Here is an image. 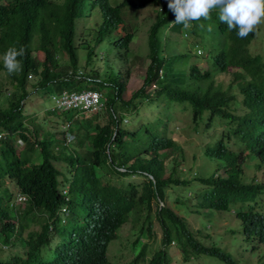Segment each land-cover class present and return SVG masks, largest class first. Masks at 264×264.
Wrapping results in <instances>:
<instances>
[{"label": "trees", "instance_id": "1", "mask_svg": "<svg viewBox=\"0 0 264 264\" xmlns=\"http://www.w3.org/2000/svg\"><path fill=\"white\" fill-rule=\"evenodd\" d=\"M37 1L0 0V56L10 46L26 49L21 58L23 71L18 74H8L0 60V72L7 73L6 84H0V252L6 251L7 259L0 254V264H95L103 251L108 252L111 244L120 240L125 226L130 228L131 236L127 243L116 244L130 249L133 259L127 264H171L168 251L174 240L178 241L182 264L203 256L226 264L255 263L244 250H238L236 258L223 250L219 244L223 236L210 235L201 227L192 229L187 218L167 202L174 198L177 208L190 213L189 194L200 176L195 166H190L197 160L187 158L181 149L186 138L174 136L169 126L177 124L173 112L187 111L189 116L188 122H178L176 130L189 125L192 132H197L204 122L209 130L215 118L220 117L226 120V129L235 126L233 135L246 151L264 144V55L252 50L260 39L259 32L239 39L236 30L229 31L227 24L219 20L216 9L210 19L193 22L188 30L182 24L172 26L178 38L168 41L161 34L172 17L167 9L151 26L148 38L154 68L148 69L143 87L119 107H130V118L142 114L146 121L129 131L123 125L124 116L112 108L106 122L92 124L84 133L79 130L75 140L69 142L67 135L76 131L64 129V121H57L55 129L44 132L42 121L28 114L30 96L36 97L35 105L44 101L45 93H52L51 99L53 95L57 100L62 97L67 65L59 61L60 55H70L74 43L73 25L57 21ZM129 5L141 9L158 6L160 0H126L121 8L110 10L109 15L115 18L111 25L109 21L104 25V34L125 22L127 45L137 33L128 19L131 13H123ZM185 34L194 44L188 43ZM181 46L185 48L178 52ZM38 49L45 52L44 58L33 57ZM197 60H207L210 69L201 68ZM232 69L236 70V83L229 89L237 88L242 101L214 81L216 74ZM110 74L117 88L121 87L115 96L120 102L123 88L111 68L106 70V77L110 78ZM154 82L160 87L157 85L153 94L158 102H164L157 105L162 112L141 113L140 108L153 105L146 87ZM52 102L48 120L58 110L63 111L55 100ZM235 106L246 113H237ZM168 128L174 135H168ZM225 145L222 138L215 148H204L203 154L224 159L212 152ZM82 148L86 153L82 154ZM201 183L209 186H196L197 214L227 211L234 200H241V205L251 209L237 213L244 235L264 238V216L251 208L260 202L237 184L232 173L225 182L206 179ZM180 188L183 190L178 192ZM20 196L29 202L23 204ZM155 223L163 237L160 243L150 245L148 240L155 239ZM73 233L76 236L71 240ZM56 236L61 238L59 245L52 243ZM48 250L56 254L57 260L50 258Z\"/></svg>", "mask_w": 264, "mask_h": 264}, {"label": "rangeland", "instance_id": "2", "mask_svg": "<svg viewBox=\"0 0 264 264\" xmlns=\"http://www.w3.org/2000/svg\"><path fill=\"white\" fill-rule=\"evenodd\" d=\"M128 10L129 8L126 7ZM88 7H86V10ZM131 14H128V19L130 20V24L134 26L136 33V37L133 40V42L130 45V53L127 55V59L125 57L118 58V53L122 52L124 49V45L117 44L113 45V41L110 39H105L103 44L97 47L94 54V58L91 59L89 63L86 62V60L83 58L82 52L86 49L88 51H92L93 47L88 44L90 48H80L79 44H77L78 39L81 37L80 31H77L78 25L75 24V30L74 31V44L76 45V48H80L78 51V55H81L82 58L79 60V65H78V70L75 73H78L79 71L84 72L87 77H92V78H101L102 75H104L103 79H105V73L106 70H110V67H113L115 71L117 72V80L118 83L122 86V101L117 102L115 99V94H114V88L111 86H104L103 84H99V86L93 85L94 89H101L106 91L107 97L110 98L109 105L112 108L118 109L116 112L118 115H123L124 119L126 122H129V124H124V127L131 131L134 130L135 128L137 129L140 124L145 122L144 116L142 114H139L137 116H134L130 118V107L126 106L125 109H119V104L120 106L122 105L123 102H129L130 98L132 99V95L136 92L139 91L143 85L145 78L147 77V71L148 69L152 66L154 68L155 62H152V65L150 64V61L148 59V56L150 54V49H149V31L150 27L153 23L156 22V20L161 16V13L158 8L156 7H151L148 6L144 9H130L128 11ZM123 13L125 14L126 11L123 10ZM136 21V22H135ZM118 33H122L119 31ZM86 35V33H85ZM259 38L254 42L253 46V52L255 54H262L264 55V25L261 26L259 29ZM163 38L168 40V41H174L178 38V35L174 33L171 29V26L168 25L166 29H164L163 33ZM90 40L92 38H89ZM167 41V44L169 43ZM188 43L193 44L194 40L190 37H188ZM86 46V45H84ZM83 46V47H84ZM185 47H177L178 52H183ZM103 52V54H102ZM129 52V50H128ZM75 53V52H73ZM195 53V52H193ZM205 52L203 51V54ZM37 55V58L42 59L43 56H39V52L36 51L35 53ZM62 59L61 61L64 62L65 65L71 66V62L69 61V57L67 55H64L62 53ZM104 54L107 55V59L105 62ZM69 61V63H68ZM108 61V62H107ZM199 62V66L201 68L210 69L209 64L207 60H197ZM185 69L186 67H182ZM73 71V69H71ZM236 70L232 69L229 70L226 73H221V74H216L214 76V81L216 85H222L225 90L230 91L231 94H234L237 96L238 101H242L243 96L241 95L240 92H237L238 89L231 88L229 89V86L231 84L236 83L235 81V76L234 72ZM127 72H130V78L127 76ZM160 75H162V72H160ZM6 74L5 72L0 73V84H6ZM101 82H106L103 80H100ZM109 82V81H107ZM183 83V80L180 81V84ZM83 84H87L86 81ZM157 82H154L152 84L147 85L146 87V92L147 95L150 97V100L153 105L150 108H140L141 113L146 110H155L159 112H162L161 108H158L157 105H164V102H158V100L154 99V94L153 90L157 87ZM73 84H65L64 88L72 89ZM159 87V85H158ZM86 88V87H84ZM160 88V87H159ZM118 90H121V87L118 88ZM46 97L42 103H36V97L33 99L32 96L29 97L28 102L32 100V102H29L28 105L30 107L29 110V115L31 117H35L36 119L42 121L44 128V132L47 130H51L52 128L55 129L56 122L59 120L64 121L65 123H72V128L74 129H80L81 132H85L88 130L87 128L90 127L92 124H98L101 123L103 124L106 122L108 117L110 116V110L109 108L105 109L103 113L98 114V115H92L90 113L84 114L83 111L80 110H71V111H61L58 110L57 113L53 116H51V119H47V110H52L53 109V102L51 99V94L52 93H45ZM142 99V98H141ZM138 100V99H137ZM136 100V101H137ZM140 102V101H137ZM238 111L237 113H246V110L240 106H235ZM240 108V109H239ZM120 112V113H119ZM154 112V111H153ZM173 116L177 119V124L174 123H169L170 128H172L176 135L173 134V131L168 128V135L176 136V137H185L188 138L192 133L190 126L189 125H184L183 130H176V127H178V122L182 119V122H188L189 116L187 111H181L177 110L176 112H173ZM166 117L165 119H167ZM46 119V120H45ZM226 120L220 117H216L214 120L213 127L211 129H207L205 127V122L201 124L200 130L197 131L199 133V136L197 139L199 140V145L194 146V147H189L187 149L184 148L185 154L193 153L197 157L196 159L192 160H197L196 162L191 161L190 166H195L196 170L199 172L200 176L198 177V180H206L210 179L213 180L215 175H222L225 172V168L227 165L233 166L234 163V155L231 153L228 154L226 159L222 158H213L209 157L203 154V150L206 147L210 148H215L220 141L222 134L224 131L231 132V129H226L224 122ZM166 120H164L163 125L165 126ZM125 123V121H124ZM160 126V125H159ZM178 135V136H177ZM228 150H230L228 148ZM82 154L86 153L85 149H81ZM197 153H200L197 155ZM89 157V155H88ZM257 163V162H256ZM248 164V163H245ZM202 166V168H201ZM244 173L249 177V178H257L259 182L264 183V169L260 172H254L253 170H248L244 169ZM138 179V177H137ZM142 180V178H141ZM235 180L238 182V177L235 176ZM197 185V184H196ZM195 185V186H196ZM207 185L203 184L201 185L200 188H206ZM183 188H180L178 192L182 191ZM264 194V192H263ZM190 195V194H189ZM194 195V194H193ZM242 201L241 200H234L230 204L229 210L227 211H215L211 210L210 214L206 213H199L197 214L195 211L199 210L196 205V201L193 198V200H189V206L192 208L189 209L190 213H186V210L184 208H177L174 202V198L168 200L167 205L174 209L180 216L186 217L188 224L190 227L194 230H198L200 227L205 228L206 230L210 231V235L216 236V235H221L224 237L223 241H220V245L222 246V249L225 250L227 253H231L234 258L237 257V251L238 250H244L245 252H248L250 256H252V260H254V256H263L264 255V249L263 248H258L257 242L255 240V236L252 237H247L245 238V235L243 233V222L237 217V213L239 212H249L251 209H249V206L241 205ZM255 205V204H254ZM255 213H260L261 215L264 216V205L263 204H257L256 209L252 210ZM129 227H123V229L120 232V240L117 241L116 243L122 241L123 243H127L128 238L131 236V233L129 231ZM155 231V239L148 240L150 245L155 244L156 242L160 243L163 237V233L161 228L157 223H155L154 227ZM234 231L235 233L233 235H230L229 232ZM67 236V235H66ZM65 236V237H66ZM61 238H63L62 235H60ZM60 237L56 236V240L59 241ZM134 237V236H132ZM177 240H174L171 245L172 247L168 251V255L171 258V264H182V260L178 259V256H180L181 252L177 247ZM111 244L109 248V257L111 259V254L114 256L120 258V254L115 253V246L117 245ZM119 247V246H118ZM156 248V246H154ZM2 248V245L0 244V249ZM121 250L123 253L126 255V259H121L125 264L130 262L133 259V255L130 251L129 248L127 247H121ZM16 252H21V250H17ZM47 253L50 254L48 251ZM1 256L5 259L7 256V252L3 251L0 252ZM52 258V254H50ZM179 262H177L176 260ZM175 260V261H174ZM188 264H226L223 261H218L217 259H214L213 257L210 256H203L200 259H193L192 261L188 262Z\"/></svg>", "mask_w": 264, "mask_h": 264}, {"label": "clouds", "instance_id": "3", "mask_svg": "<svg viewBox=\"0 0 264 264\" xmlns=\"http://www.w3.org/2000/svg\"><path fill=\"white\" fill-rule=\"evenodd\" d=\"M125 1L126 0H39L37 1V4L45 5L43 11L46 12L48 15L51 16L55 15L58 18L57 21L64 23L68 22L72 24L73 25L72 28L74 31H76L75 24H79L77 31L81 32L80 34L81 37L78 39L77 44H79L80 48L82 47L88 49L90 48L88 44L93 47L92 51H88L85 49L82 52L83 58L86 60L87 63H89L91 59L94 58V54H95L94 50H96L99 45L101 46L105 41V39L112 40L114 42L113 43L114 46L117 44L119 45L123 44L124 49L122 52L118 53V58L125 57L127 59V55L128 53H130V49H129L130 45L135 38L131 40V42L127 45L126 38L128 36H126L127 35L126 23L124 22V24H122L117 30L104 34V25L107 26L108 21H109V25H111L115 18L109 15L110 10L119 8ZM75 3H78V7L75 6ZM148 6L158 8L160 13H163L164 11L169 9L172 12V17L169 26L172 27L177 24H182L185 30L190 29L192 27L193 22L210 19V15L212 11L219 9V20L227 24L229 31L236 30V34L239 39H245L251 34L258 33L261 26L264 25V0H166V1L160 0V5L158 6L147 5V6H142L141 9H144ZM86 7H88L87 10ZM127 7L129 8V10L133 9V7L130 5ZM123 10L126 11L125 14L129 13L128 12L129 10L126 7ZM121 11L122 10H120V12ZM151 28L152 27H150V31ZM119 31H121L122 33H118ZM150 31H149V37H150ZM163 33L164 30L161 33L162 36ZM184 36L188 38L187 34H185ZM89 38L92 39L90 40ZM75 46L76 45L73 43L72 45L73 51L70 55H68V53L65 52V55L69 57V61L71 62V66L67 65V77L65 78V81L66 83L73 84V87L72 89L65 88V90L62 92V97L59 100H57L54 97V95L52 96V99L55 100L56 103H58V106L61 107L63 111L80 110L83 111L84 114L90 113L92 115H98L103 113L105 109L109 108L111 112L113 109L109 105L110 98L107 97L106 91L101 89H94L92 84H94L95 86H99V84H103L105 87L111 86L114 88V94L116 96L119 93V90L116 84L114 83L115 80L111 78L113 75L110 74L108 75V77L110 78H107L105 73V79H103L104 75H102L101 78L99 79V78L87 77V75H85L84 72L82 71L75 73L78 70L79 60L80 58H82L81 55H78V51L80 48H76ZM198 47L199 45L196 46L197 50H199ZM149 49H150V40H149ZM37 51L39 52V56L42 55L44 58L45 52L39 49ZM35 53L36 51L34 50L33 57L39 59L37 58V55ZM25 54H26L25 47L21 46L17 48L16 46H10L3 53V55L0 56V60H2L3 62V67L8 74L10 75L18 74L23 71V62L21 58L24 57ZM62 56L63 54L60 55V60H59L60 62H62L61 61ZM147 56L150 61V64L152 65V58L150 57V54ZM104 58L106 62L107 59L106 54H104ZM62 63L64 64V62ZM110 68L113 69L114 72H116L113 67ZM71 69H73V71H71ZM5 70L1 72H5L7 76ZM127 76L130 78V72H127ZM33 77L30 76L29 79L32 80L34 79ZM100 80L103 81L107 80L109 82L107 81L101 82ZM85 81L87 84H83ZM94 94L98 95L99 97L98 102L96 104L95 103L93 104L92 102L90 106H86L87 103L85 99L89 97L94 100L93 97ZM79 96H82V98H78ZM48 111L50 110H47L46 113H48ZM124 121H123L124 124H129V122H126L125 119ZM62 126L64 129L66 128L71 129L72 123L70 122V123L62 124ZM234 127H235L234 125H230L229 128L231 129V132L229 133L227 131H224L222 134L221 139L222 138L225 139L226 145L212 152L213 155H218L220 157H223L224 159H226L228 154L231 153L232 155H234V159H235L233 166L227 165L225 168V172L222 175H215L213 179L217 181L225 182L227 181L229 175L232 173L234 178L235 176L238 177V182L236 181L237 184H239L249 193L256 195L257 198L255 200L257 202H260V204L264 205V194H263L264 183L259 182L255 177L249 178L244 173V169L253 170L254 172H260L264 169V144L254 145L252 150L246 151L244 149V146L240 145L238 143L237 138L233 135ZM79 130L80 129H75L74 130L76 131L75 134L74 132H72L67 135L69 137L68 138L69 142L75 140V136L77 135V132H79ZM198 136L199 133L194 132L188 138L185 139V142L181 148L183 154H185L184 148L187 149L189 147H194L199 145V140L197 139ZM228 137L230 139H228ZM18 144L21 146L23 145V142L21 140H18ZM228 148L230 150H228ZM185 156L191 160L193 159L189 152L185 154ZM197 184H199L200 187L201 185H203V183H201V180H198ZM196 186L193 188V190L190 193V200L191 199L193 200L194 198L193 194L195 189H197ZM208 186L209 185H207V187ZM200 189H205V188H200ZM22 197L23 196H20L19 198L20 202H23V204L29 202L28 198L27 201L25 202L21 201ZM251 208L255 210L256 205H251ZM75 236L76 235L73 233L69 239L74 240ZM246 238L247 236L245 235L244 239ZM255 240L258 245L257 247L264 249V238L258 240L257 237L255 236ZM59 241L54 240L52 241V243L55 245H59L60 244ZM49 252L50 254H52L51 259L54 258L55 260H57L56 254H54L53 251H49ZM108 253L109 251L108 252L103 251V253L99 255L98 260L95 261V264H125L123 260H121L125 258H123L124 253L121 250L119 244L115 248V253L120 254L121 259L114 256L113 254H111V259H110ZM254 260L255 263L252 264H264V255L258 257L254 256Z\"/></svg>", "mask_w": 264, "mask_h": 264}, {"label": "built area", "instance_id": "4", "mask_svg": "<svg viewBox=\"0 0 264 264\" xmlns=\"http://www.w3.org/2000/svg\"><path fill=\"white\" fill-rule=\"evenodd\" d=\"M93 97H94V100L91 99V98H89V97H87V99H85L86 100V103H87L86 106H90L92 102H93V104L94 103L96 104L98 102V100H99L98 95L97 94H94ZM78 98H82V96H79ZM21 201H24L25 202V201H27V198L22 197L21 198Z\"/></svg>", "mask_w": 264, "mask_h": 264}]
</instances>
